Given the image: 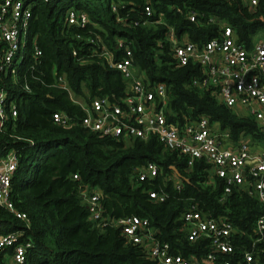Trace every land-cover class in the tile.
<instances>
[{
  "label": "trees",
  "instance_id": "1",
  "mask_svg": "<svg viewBox=\"0 0 264 264\" xmlns=\"http://www.w3.org/2000/svg\"><path fill=\"white\" fill-rule=\"evenodd\" d=\"M25 1L31 5L30 34L40 53L33 55L30 41L21 71H0V86L18 102V115L0 127V157L11 148L18 153L12 198L29 218L0 204V233L21 229L22 239L32 241L25 264H155L142 245L128 242L112 224L127 215L147 217L173 250L188 254L196 244L186 237L182 215L193 205L227 215L242 232L236 239L250 240L264 210L255 196L233 192L222 201L223 181L208 183L209 164L199 159L188 167L186 156L167 148L155 134L125 140L89 129L78 100L130 93L127 79L113 64L126 53L122 40L145 81L166 84L170 122L183 125L206 114L230 127L235 137L243 129L260 137L254 119L239 115L211 88L194 82L203 74L201 65L179 64L167 36L173 27L180 38L186 35L201 46L226 22L250 45L254 34L264 31V3L252 11L243 0ZM72 6L88 15L85 24L67 22ZM56 110L68 112L71 124L54 122ZM149 161L157 163L159 172L141 179L140 169ZM94 187L101 191V221L91 218L84 197ZM151 190L164 193L165 199L153 198Z\"/></svg>",
  "mask_w": 264,
  "mask_h": 264
},
{
  "label": "built area",
  "instance_id": "2",
  "mask_svg": "<svg viewBox=\"0 0 264 264\" xmlns=\"http://www.w3.org/2000/svg\"><path fill=\"white\" fill-rule=\"evenodd\" d=\"M243 2L254 11L264 0ZM147 10L151 12V7ZM31 17V5L25 0H0V71L17 75L24 66L30 41L34 44L33 55L40 53L36 37L30 34ZM190 18L195 19L194 12ZM66 20L85 24L88 15L72 6ZM167 37L179 64L195 61L201 65L203 74L194 82L211 88L221 102L239 115L254 119L262 135L254 136L252 131L243 129L235 137L230 127L206 114L183 125L170 122L166 84L146 82L134 64L131 48L122 40L119 44L124 45L126 53L113 64L127 79L130 93L121 98L97 95L89 101L78 100L86 111L83 125L101 135L125 140L147 139L155 134L167 148L184 154L188 167L204 159L209 164L208 183L215 184L217 178L223 181L222 201L233 192L246 191L264 207V36L254 34L249 45L231 24L224 22L219 33L201 46L186 35L180 38L173 27ZM60 80L66 85L62 77ZM17 115V100L0 86V127ZM72 118L63 110L53 112L54 122L61 125L71 124ZM18 166L19 156L14 148L0 157V204L29 221L27 213L17 209L12 198V180ZM158 172L157 163L149 161L140 169V178L154 177ZM100 195L99 188L84 191L94 221L103 219ZM150 195L158 200L166 197L155 190ZM182 218L187 239L196 244L188 254L173 250L169 241L158 236L147 217L121 216L112 224L121 228L128 242L142 245L155 264H264V210L257 216L254 235L248 241L242 236L236 239L242 232L227 215H216L193 205ZM22 235L21 229L0 233V264L26 263L32 241L22 239Z\"/></svg>",
  "mask_w": 264,
  "mask_h": 264
},
{
  "label": "rangeland",
  "instance_id": "3",
  "mask_svg": "<svg viewBox=\"0 0 264 264\" xmlns=\"http://www.w3.org/2000/svg\"><path fill=\"white\" fill-rule=\"evenodd\" d=\"M257 34H258V36H264V31L260 30L259 32H257ZM79 100L82 102H85V99H83V98H80Z\"/></svg>",
  "mask_w": 264,
  "mask_h": 264
}]
</instances>
